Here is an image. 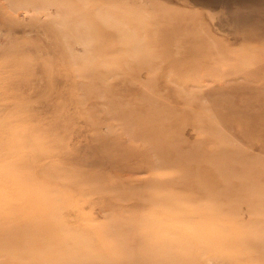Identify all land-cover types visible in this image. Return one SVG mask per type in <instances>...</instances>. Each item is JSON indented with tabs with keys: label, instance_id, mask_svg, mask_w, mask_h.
Masks as SVG:
<instances>
[{
	"label": "rangeland",
	"instance_id": "374dc122",
	"mask_svg": "<svg viewBox=\"0 0 264 264\" xmlns=\"http://www.w3.org/2000/svg\"><path fill=\"white\" fill-rule=\"evenodd\" d=\"M0 264H264V0H0Z\"/></svg>",
	"mask_w": 264,
	"mask_h": 264
}]
</instances>
